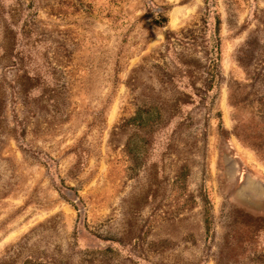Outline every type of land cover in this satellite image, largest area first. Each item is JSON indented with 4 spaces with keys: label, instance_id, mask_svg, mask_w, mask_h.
Returning <instances> with one entry per match:
<instances>
[{
    "label": "rangeland",
    "instance_id": "374dc122",
    "mask_svg": "<svg viewBox=\"0 0 264 264\" xmlns=\"http://www.w3.org/2000/svg\"><path fill=\"white\" fill-rule=\"evenodd\" d=\"M0 264H264V0H0Z\"/></svg>",
    "mask_w": 264,
    "mask_h": 264
},
{
    "label": "trees",
    "instance_id": "16d2710c",
    "mask_svg": "<svg viewBox=\"0 0 264 264\" xmlns=\"http://www.w3.org/2000/svg\"><path fill=\"white\" fill-rule=\"evenodd\" d=\"M217 31H218V28H217ZM211 61H212V59H211ZM214 61V64H215V62H216V58L213 60ZM210 75H211V78L214 80L215 79V77H216V73H215V71L214 72H211L210 73ZM140 124H144L143 122H141ZM208 201H206V212L208 213V214H210V208L209 207H207V206H209L208 205ZM205 223H206V230L208 231V232H210V230H211V217H210V215H208L207 217H205Z\"/></svg>",
    "mask_w": 264,
    "mask_h": 264
}]
</instances>
